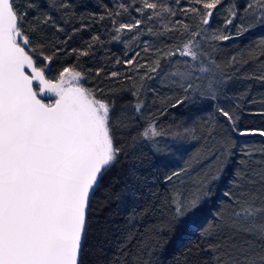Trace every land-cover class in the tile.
Listing matches in <instances>:
<instances>
[{"label":"snow or ice","instance_id":"6c2138e0","mask_svg":"<svg viewBox=\"0 0 264 264\" xmlns=\"http://www.w3.org/2000/svg\"><path fill=\"white\" fill-rule=\"evenodd\" d=\"M172 2L180 4V0ZM188 2L194 6L181 11L185 17L189 12L199 17L204 27L196 31L180 20L174 21L171 27L163 23L165 16L175 17L176 11L158 0H130V6L141 16L151 10L148 21L157 18L162 21L163 32L157 34L148 29L149 34L164 36L180 27L184 32L178 37L181 42L172 48L156 49L157 58L152 63H137L138 52L123 63L135 75L142 69L147 70L144 76H139L142 87L145 79L153 78L149 74L164 71L161 60L167 61L165 67L173 69L168 75L186 94L185 98L189 93L214 98L223 81L217 79L218 66L211 53L204 49L217 40L232 38L207 31L215 10L225 0ZM67 7L66 3L59 5L60 9ZM241 7L242 19L253 17L257 26L264 27V0H246ZM120 8L124 12L129 10L123 3ZM226 11L230 17L226 25H231L240 15L239 8L232 5ZM26 15L19 10L16 0H0V264H81L93 199L105 175L120 157L124 155L127 159L124 148L118 146L117 130L131 125L127 117L115 114V101L98 98L103 95L102 89H90L81 83L84 74L76 67H63L51 79L46 75L52 71L53 61L62 49L57 47L51 55L45 54L48 45L42 32L49 26L58 31L63 29L49 14L35 18L34 26L27 28ZM109 17L113 14L109 13ZM112 23L116 33L113 39H119L120 33L141 28L142 20L120 23L117 27L113 18ZM92 39L99 41L100 37ZM144 51H149L147 42ZM68 54L79 58L89 55V51L72 49ZM96 74L99 76L100 70ZM108 78L132 80L133 76L113 71ZM259 80L264 82V76ZM139 94L138 87L133 95ZM182 103L183 100H177L172 107ZM133 107L140 114L143 104L136 103ZM218 112L231 133L258 135L264 139V127H245L235 113L223 108ZM252 114L264 117V109ZM193 131L190 127L172 130L171 126L165 130L159 127L157 118L149 117L127 147L135 150L138 139L155 143L157 138H163L175 144L185 136L193 137ZM214 144L208 156L217 166L226 168L235 144L227 135ZM242 151L248 158L253 154L248 149ZM257 151L264 157V148ZM257 163L264 168V159ZM219 171L217 167V172L206 173L195 182L192 192L180 180L186 168L166 176V181L174 187L158 202L160 218L169 224L179 222L182 228L198 221L212 196L211 185L219 179ZM237 176L234 190L223 193L228 202L227 216L224 212L217 213L216 222L205 229V238L211 241L207 251L212 255L203 264H264V171H245ZM257 184L261 185L260 190H251Z\"/></svg>","mask_w":264,"mask_h":264},{"label":"trees","instance_id":"16d2710c","mask_svg":"<svg viewBox=\"0 0 264 264\" xmlns=\"http://www.w3.org/2000/svg\"><path fill=\"white\" fill-rule=\"evenodd\" d=\"M158 2L176 11L175 17L163 18V23L169 27L176 20L189 24L192 31L204 27L199 17L190 12L185 17L181 11L194 6L188 0H180L179 5L172 0ZM62 3L69 7L60 9ZM122 3L129 6L127 12L120 8ZM245 3L246 0H225L224 5L215 10L207 28L209 34L232 37L227 41L212 42L204 49L211 53L218 66L217 79L223 81L215 97L189 93L185 98L186 94L178 84L166 78L167 72L173 70L165 67L167 61L161 60L164 71L149 74L153 78L145 79L142 87L139 76H144L147 70L142 69L135 75L123 63L137 52L140 53L137 63H152L157 58L154 55L156 49H170L181 42L178 37L184 32L182 27L164 36L149 34L148 29L152 33L163 32L162 21L159 18L148 21L151 10L141 16L130 6V0H16L19 10L27 13L24 22L27 28L34 26L35 18L49 14L63 29L58 31L49 26L42 32L48 45L45 54L51 55L57 47L62 49L53 61L52 71L46 75L51 79L63 67H76L84 74L81 83L90 89H102L103 95L98 98L115 101V114L127 117L131 125L117 130L118 146L124 148L127 159L124 155L120 157L117 165L105 175L93 199L81 264H203L211 258L212 253L207 251L211 241L205 238V229L216 222L217 213L224 212L227 216L228 202L223 193L234 190L237 173L264 171L257 163L264 159L257 151L264 148V139L258 135L231 133L218 112L223 108L235 113L245 127H264V117L252 114L264 109V82L259 80L264 76V27L257 26L253 17L241 18V6ZM29 4L35 7L29 8ZM232 5L239 8L240 15L231 25H226L230 18L226 9ZM117 12L120 15H115ZM109 13L113 14L112 18ZM113 18L117 27L120 23H134L136 19H141L142 25L132 33L125 31L119 34V39H113L116 35ZM238 31L243 34L237 35ZM94 36H99V41H94ZM145 42L149 46L148 52L144 51ZM88 45H91L90 49ZM72 49L87 50L89 55L77 58L68 54ZM117 60L121 63L117 64ZM97 70H100L99 76ZM113 71L133 78L109 79L108 74ZM138 87L140 94L134 96ZM177 100H183V103L172 107ZM136 103L143 104L140 114L134 111ZM149 117L157 118L159 127L165 130L169 126L172 130L190 127L195 138L185 136L182 142L175 144L163 138H157L155 143L138 139L135 150L130 149L127 146L132 143V137L137 136ZM224 135L235 144L226 168L217 166L208 156L214 142ZM243 149L252 151V156L246 157ZM217 167L220 168L219 179L212 183V196L198 221L182 228L179 222L169 224L160 218L158 202L174 187L166 181V176L186 168L187 172L180 180L183 187L192 192L195 191V182L210 171L217 172ZM260 188L261 185L257 184L251 190L259 191ZM247 239L252 240V237Z\"/></svg>","mask_w":264,"mask_h":264},{"label":"rangeland","instance_id":"374dc122","mask_svg":"<svg viewBox=\"0 0 264 264\" xmlns=\"http://www.w3.org/2000/svg\"><path fill=\"white\" fill-rule=\"evenodd\" d=\"M171 71H173V70H169V71L167 72V75H166L167 80H170V81H172V80L170 79L168 73H170ZM46 99H47V98H46ZM47 102H48V100H47Z\"/></svg>","mask_w":264,"mask_h":264},{"label":"water","instance_id":"95a60500","mask_svg":"<svg viewBox=\"0 0 264 264\" xmlns=\"http://www.w3.org/2000/svg\"><path fill=\"white\" fill-rule=\"evenodd\" d=\"M42 98H44V99H45L46 97H45V96L42 94ZM45 102H46V101H45Z\"/></svg>","mask_w":264,"mask_h":264}]
</instances>
